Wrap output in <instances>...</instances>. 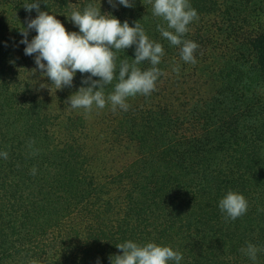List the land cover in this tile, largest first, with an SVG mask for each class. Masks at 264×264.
Masks as SVG:
<instances>
[{"label":"trees","instance_id":"obj_1","mask_svg":"<svg viewBox=\"0 0 264 264\" xmlns=\"http://www.w3.org/2000/svg\"><path fill=\"white\" fill-rule=\"evenodd\" d=\"M37 2L69 32H79L72 11L90 3L138 21L164 48L156 90L129 97L127 111L71 108L91 74L56 89L34 70L20 41L38 15L23 6ZM189 2L194 65L157 30L167 23L148 0H0V264H111L129 240L171 246L180 264H264V0ZM135 48L117 52L105 97ZM229 191L249 204L234 221L219 208ZM249 243L255 261L241 251Z\"/></svg>","mask_w":264,"mask_h":264},{"label":"clouds","instance_id":"obj_2","mask_svg":"<svg viewBox=\"0 0 264 264\" xmlns=\"http://www.w3.org/2000/svg\"><path fill=\"white\" fill-rule=\"evenodd\" d=\"M108 2L113 7L116 6L114 0ZM148 2L153 4L152 14L167 23V28L157 25L162 37L170 41L171 45H182L180 50L182 60L196 64L194 53L199 45L183 39L189 31L188 25L199 19L196 9L192 8L189 0ZM118 3L125 7L134 6L132 0H118ZM23 7L29 13L33 9L38 12L35 19L27 21V28L21 30L24 39L20 41L26 45V55L36 54L35 71L39 70L56 89L71 87L77 72L91 74L82 81L89 86L80 87L65 101L73 109L83 108L86 112H91L93 105L103 109L110 102L113 111H116L117 107L127 111L130 107L126 102L129 97H135L137 94L150 95L156 90L158 78L165 75L157 67L164 55V48L161 43L150 40L138 21L134 27L130 26L127 20L121 23L111 14H101V9L90 3L83 12L72 11L70 20L79 27V32H69L55 15L40 11V3L25 4ZM29 30H35L37 33L30 42ZM133 45H136L133 63L129 64L126 60L121 62L119 82L116 83L114 92L105 97V86L117 78V52ZM146 60L150 61L152 67L142 71L138 65ZM93 77L99 79L94 80ZM29 146L31 147V144ZM8 155V152H0V157L4 159H7ZM32 173H36L35 168L32 169ZM248 207L247 199L233 191H229L219 202L220 210L226 213L225 218L233 221L246 214ZM116 247L122 250V255L110 256L111 264H171V262L180 264L183 259L182 253L173 250L171 246H160L152 242L142 246L129 240ZM241 251L255 261L259 249L249 243L247 248Z\"/></svg>","mask_w":264,"mask_h":264},{"label":"rangeland","instance_id":"obj_3","mask_svg":"<svg viewBox=\"0 0 264 264\" xmlns=\"http://www.w3.org/2000/svg\"><path fill=\"white\" fill-rule=\"evenodd\" d=\"M203 78H204V77H203ZM207 87H208V86H207ZM207 87H206V88H207Z\"/></svg>","mask_w":264,"mask_h":264}]
</instances>
